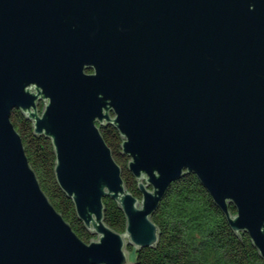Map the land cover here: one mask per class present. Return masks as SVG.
<instances>
[{
	"label": "water",
	"instance_id": "1",
	"mask_svg": "<svg viewBox=\"0 0 264 264\" xmlns=\"http://www.w3.org/2000/svg\"><path fill=\"white\" fill-rule=\"evenodd\" d=\"M14 109L51 139L89 242L43 190ZM185 173L264 258V0H0V264H135L128 246L158 244L152 216Z\"/></svg>",
	"mask_w": 264,
	"mask_h": 264
},
{
	"label": "trees",
	"instance_id": "2",
	"mask_svg": "<svg viewBox=\"0 0 264 264\" xmlns=\"http://www.w3.org/2000/svg\"><path fill=\"white\" fill-rule=\"evenodd\" d=\"M43 109L44 103H40ZM11 120L22 136L26 154L43 190L54 206L85 241L94 235L78 218L75 205L60 188L55 174L56 153L50 138L34 132L33 121L18 109ZM101 133L122 167L128 189L141 197L138 180L128 168L130 157L122 153L123 137L111 125H103ZM105 220L119 232L126 230V216L119 204L104 198ZM230 211L235 214L234 205ZM160 230L155 247L132 248L135 264H264V258L247 232H236L225 213L194 173H185L172 182L158 209L152 216Z\"/></svg>",
	"mask_w": 264,
	"mask_h": 264
},
{
	"label": "rangeland",
	"instance_id": "3",
	"mask_svg": "<svg viewBox=\"0 0 264 264\" xmlns=\"http://www.w3.org/2000/svg\"><path fill=\"white\" fill-rule=\"evenodd\" d=\"M134 246H128V250L131 251V249L133 248ZM133 251V250H132Z\"/></svg>",
	"mask_w": 264,
	"mask_h": 264
}]
</instances>
